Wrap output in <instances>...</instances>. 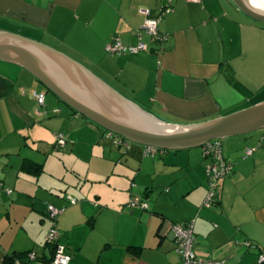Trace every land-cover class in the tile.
<instances>
[{
	"label": "crops",
	"instance_id": "obj_1",
	"mask_svg": "<svg viewBox=\"0 0 264 264\" xmlns=\"http://www.w3.org/2000/svg\"><path fill=\"white\" fill-rule=\"evenodd\" d=\"M247 1L264 13V0ZM164 4L0 0V30L64 52L168 123L201 122L264 100V21L249 17L232 0H172V11L158 24L169 36L161 45L141 29L139 9L156 12ZM139 30L146 50L105 51L113 35L136 45ZM36 89L45 92L41 106L32 95ZM63 104L23 68L0 61V264L11 253L49 255L44 236L50 204L64 208L56 226L70 264H183L170 226L189 220L196 255L256 264L254 255L264 251V130L222 141L232 171L220 181L217 203L204 207L209 158L201 147L155 156L144 155L138 144L122 150L99 126ZM58 132L67 137L60 149L54 147ZM248 147L253 151L245 155ZM94 159L99 163L90 165ZM85 161L88 170L81 180L76 168ZM95 181L126 197L141 195L151 202L150 210L127 212L126 200L107 205L98 188L83 194L81 183ZM66 194L77 202L69 203Z\"/></svg>",
	"mask_w": 264,
	"mask_h": 264
},
{
	"label": "water",
	"instance_id": "obj_2",
	"mask_svg": "<svg viewBox=\"0 0 264 264\" xmlns=\"http://www.w3.org/2000/svg\"><path fill=\"white\" fill-rule=\"evenodd\" d=\"M232 1L249 17L264 21V13L247 0ZM0 61L23 68L79 115L141 146L184 150L264 128V100L201 122H165L64 52L17 33L0 30Z\"/></svg>",
	"mask_w": 264,
	"mask_h": 264
},
{
	"label": "built area",
	"instance_id": "obj_3",
	"mask_svg": "<svg viewBox=\"0 0 264 264\" xmlns=\"http://www.w3.org/2000/svg\"><path fill=\"white\" fill-rule=\"evenodd\" d=\"M192 2H199L200 0H187ZM172 11V0H165V4L162 5L156 12H152L148 8H140L139 12L144 16L143 24L141 29L145 31L152 42L165 44L169 36L165 33H160L158 24L160 20L168 13ZM138 43L134 46L125 45L118 35H113L111 41L105 46V51L110 55H122L126 53H133L140 50H146L147 45L141 40L142 31L136 33ZM162 47L156 51L158 52ZM32 95L36 100L38 106L44 104L45 92L43 90H33ZM103 136L110 140L111 143L125 150L131 147L130 141L121 137L120 135L106 130ZM67 143V137L64 133L58 132L55 134L54 147L56 149L63 148ZM202 154L205 158H209V163L206 165V177H207V194L203 202L204 207H212L217 203L219 184L220 181L226 178L232 171V162L227 160L222 152V141L211 140L201 146ZM164 150L152 147L144 146L143 154L146 156H155L162 153ZM253 148H246L245 155H250ZM7 194L11 193V189H4ZM65 198L71 204H75L77 199L73 196L66 194ZM131 206L139 207L143 210L149 208L147 202L143 200H132ZM64 208H58L53 205L47 206L48 217L53 221L52 225L44 236V245L49 251L47 257L41 256L33 250L26 251L20 258H16L13 264H70L72 259L71 254L67 248L59 243L61 232L56 226L57 217L63 212ZM193 226L194 221L189 220L183 224L172 223L170 226V236L173 241L174 249L180 255L183 264H228L227 260L219 259L212 260L209 258L200 257L195 254L193 249L194 237H193ZM243 244L250 248L254 244L250 241L245 240ZM264 264V251L258 254L257 264Z\"/></svg>",
	"mask_w": 264,
	"mask_h": 264
},
{
	"label": "rangeland",
	"instance_id": "obj_4",
	"mask_svg": "<svg viewBox=\"0 0 264 264\" xmlns=\"http://www.w3.org/2000/svg\"><path fill=\"white\" fill-rule=\"evenodd\" d=\"M48 92V94H50V95H52V96H54L51 92H49V91H47ZM55 97V96H54ZM64 105V104H63ZM65 106V105H64ZM264 130V128L263 129H261L260 131H263ZM259 131V130H258ZM105 138V137H104ZM110 143H111V141L110 140H108ZM112 144V143H111ZM131 144H134V143H131ZM113 145V144H112ZM114 146V145H113ZM143 149H144V147H143ZM122 150H125V149H122ZM95 163H99V160L98 159H94V160H92V162H91V164L90 165H94ZM76 170L77 171H79V173H80V178H81V180H83L84 179V175H86V173H87V170H88V162L87 161H85V162H79V167H77L76 168ZM115 171H117V168L115 169ZM69 178L71 177V176H68ZM82 185H83V188H82V190H83V194H85V195H88V193L91 191V192H93V190L95 189V188H98V189H102L103 191H104V197H105V200H106V202H107V205H110L111 203V201H123V200H126V202H125V204H124V206H125V208H126V211L127 212H130V210L132 211V210H135V209H141V208H139V207H133V206H131V201L133 200H143V201H145V202H147L148 203V205H149V210H150V205H151V202L148 200V199H145V198H143L142 199V196L141 195H139V194H136V193H134V194H132V195H130L129 197L127 196H125V193L124 192H117V191H111V190H113V188H110L105 182H103V183H101V182H98V181H95V182H85V183H81ZM128 188H129V185L127 186ZM131 187H134V184L133 183H131ZM207 189H208V184H207ZM207 194V193H206ZM80 195H78V198L80 199ZM206 197V196H205ZM76 198V197H75ZM77 199V198H76ZM78 200V199H77ZM92 202H93V200H91ZM123 204V203H122ZM49 220H50V226L52 225V220L49 218ZM50 226H49V228H50ZM48 228V229H49ZM48 231V230H47ZM252 250H250L251 251V253L253 252V251H255V247L253 246V247H250ZM254 249V250H253ZM254 257L256 258V264H257V260H258V255L257 256H255L254 255Z\"/></svg>",
	"mask_w": 264,
	"mask_h": 264
},
{
	"label": "trees",
	"instance_id": "obj_5",
	"mask_svg": "<svg viewBox=\"0 0 264 264\" xmlns=\"http://www.w3.org/2000/svg\"><path fill=\"white\" fill-rule=\"evenodd\" d=\"M155 43V42H154ZM41 84V83H40ZM42 85V84H41ZM43 87V86H42ZM44 88V87H43ZM74 111V110H73ZM76 114H78L76 111H74ZM79 115V114H78ZM93 123V122H92ZM98 126V125H97ZM101 128V127H100ZM102 129V135L104 134V132L106 131L105 129L101 128ZM104 137V136H103ZM108 140V139H107ZM116 147V146H115ZM117 148H120V147H117ZM218 201V200H217ZM25 252H20V253H11L9 255L6 256L5 260H4V264H13V261L16 259V258H20Z\"/></svg>",
	"mask_w": 264,
	"mask_h": 264
}]
</instances>
